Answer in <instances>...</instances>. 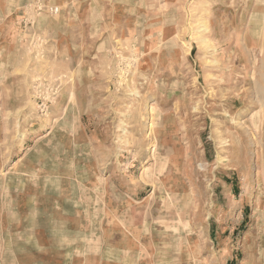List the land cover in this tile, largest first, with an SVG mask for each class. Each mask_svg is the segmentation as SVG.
I'll use <instances>...</instances> for the list:
<instances>
[{
  "label": "rangeland",
  "instance_id": "374dc122",
  "mask_svg": "<svg viewBox=\"0 0 264 264\" xmlns=\"http://www.w3.org/2000/svg\"><path fill=\"white\" fill-rule=\"evenodd\" d=\"M58 2L0 0V264L104 203L141 261L264 264V0Z\"/></svg>",
  "mask_w": 264,
  "mask_h": 264
},
{
  "label": "crops",
  "instance_id": "0c3cea01",
  "mask_svg": "<svg viewBox=\"0 0 264 264\" xmlns=\"http://www.w3.org/2000/svg\"><path fill=\"white\" fill-rule=\"evenodd\" d=\"M65 12H69L74 17V23L78 21V15L83 18L95 15L97 8H102L105 0H58ZM137 0H123L125 7L138 6ZM84 2V3H83ZM69 8V9H68ZM84 15V16H83ZM87 19V20H86ZM84 19L88 22V18ZM83 21V19H79ZM72 37V36H71ZM117 207L112 213L120 215L123 213V206L117 202ZM123 205V204H122ZM114 204L111 206L113 207ZM110 207V208H111ZM26 209V208H25ZM89 214L93 216L102 215V219H93L87 225V237L81 245L76 242L74 249L63 248L62 245L51 239H46L43 234H38L37 239L30 238L29 242L21 243L24 248L22 253H14L10 256V264H150L149 260H142V240L136 229H129L120 226H111L108 218L109 207L102 208L89 207ZM4 220L0 221V225ZM84 248V250L82 249ZM4 257L0 256V262Z\"/></svg>",
  "mask_w": 264,
  "mask_h": 264
},
{
  "label": "built area",
  "instance_id": "2783aa9c",
  "mask_svg": "<svg viewBox=\"0 0 264 264\" xmlns=\"http://www.w3.org/2000/svg\"><path fill=\"white\" fill-rule=\"evenodd\" d=\"M53 12H54V13H58V12H59V10H58V9H55V10H53Z\"/></svg>",
  "mask_w": 264,
  "mask_h": 264
}]
</instances>
